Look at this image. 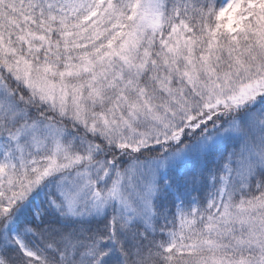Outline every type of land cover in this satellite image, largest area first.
<instances>
[{
  "label": "snow or ice",
  "instance_id": "obj_1",
  "mask_svg": "<svg viewBox=\"0 0 264 264\" xmlns=\"http://www.w3.org/2000/svg\"><path fill=\"white\" fill-rule=\"evenodd\" d=\"M0 264H264V0H0Z\"/></svg>",
  "mask_w": 264,
  "mask_h": 264
}]
</instances>
